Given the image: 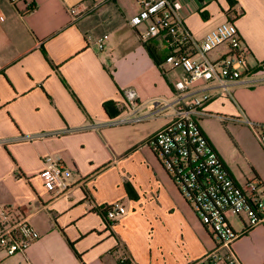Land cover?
I'll use <instances>...</instances> for the list:
<instances>
[{"label":"crops","instance_id":"obj_1","mask_svg":"<svg viewBox=\"0 0 264 264\" xmlns=\"http://www.w3.org/2000/svg\"><path fill=\"white\" fill-rule=\"evenodd\" d=\"M205 1L201 8L197 0L185 4L184 28L192 42L232 20L250 50L245 76L252 82L231 85L228 92L215 79L196 89L210 96L199 125L230 175L243 183L252 175L239 173L214 138L217 124H238L252 135L248 146L264 161V150L242 122L264 124V0ZM140 2L0 0V209L19 205L39 233L21 253L26 258L50 233L74 245L55 255L56 264H118L121 256L128 264H198L214 245L147 143L172 117V107L160 106L176 99L174 82L184 72L164 64L163 74L144 46L145 26L129 24ZM94 3L95 9L85 11ZM73 6L80 11L75 18L69 12ZM174 39L153 38L158 47L171 46ZM226 52L222 44L208 57ZM126 87L137 93L139 114L157 113L107 125L103 102L125 105ZM46 155L75 170L74 185L64 195L41 189ZM251 164L253 176L264 183L258 164ZM114 201L126 212L108 222L102 207ZM232 226L242 231L244 222ZM234 251L240 264H264V219L238 236Z\"/></svg>","mask_w":264,"mask_h":264},{"label":"built area","instance_id":"obj_2","mask_svg":"<svg viewBox=\"0 0 264 264\" xmlns=\"http://www.w3.org/2000/svg\"><path fill=\"white\" fill-rule=\"evenodd\" d=\"M186 1L141 0L139 10L129 18L131 26H145L141 34L144 41L159 35L174 36L171 46H168L172 51L165 64L181 68L184 72V76L174 82L178 91L176 99L160 106L162 110L172 107L173 115L149 138V145L161 154L162 166L214 240L213 247L198 264H240L234 242L242 232L264 219V183L256 176L239 183L230 175L199 125V121L208 115L205 106L210 96L198 93L196 89L215 79L228 92L231 85L252 82L245 76L246 57L250 50L232 20H225L210 29L199 43L192 42L184 28ZM197 2L201 8L206 1ZM96 6L94 3L85 7V11H92ZM69 12L73 18L80 14L74 6L69 8ZM189 42L193 44V53H181L180 46ZM96 44L102 49L103 39H98ZM222 44L227 46V52L210 59L209 52ZM122 94L126 111L106 121L107 125L140 122L157 113H138L137 93L133 88H124ZM242 122L249 126L264 150V124L247 118ZM74 174V168L62 158L53 155L43 157L39 176L51 195L66 194L74 185ZM102 210L108 222L115 221L126 212L120 201L106 204ZM231 216L244 222L242 231L234 229L229 219ZM38 237L39 233L19 205H6L0 209V251L7 255L23 253ZM128 261V257L121 256L118 264H128Z\"/></svg>","mask_w":264,"mask_h":264},{"label":"rangeland","instance_id":"obj_3","mask_svg":"<svg viewBox=\"0 0 264 264\" xmlns=\"http://www.w3.org/2000/svg\"><path fill=\"white\" fill-rule=\"evenodd\" d=\"M251 138L252 135L246 129L231 121H224L216 125L214 140L219 149L227 157L229 163L235 167L239 173L245 176H253L254 170L251 163H256V165L258 164L257 167H259L261 173L264 175V161L259 159V155L255 156L251 147L248 146ZM157 155L158 158L161 159V154L158 153ZM40 182L41 189L46 191L42 180H40ZM229 219L232 223L236 220L239 222V218L234 216H231ZM30 248L28 253L26 252L27 258L21 253L7 255L5 252L0 251V258H2L0 264H56L57 259L55 255L64 250V248L67 250H74V245L72 242H68L66 238L61 236L58 237L56 234L50 233L38 247H35L33 250Z\"/></svg>","mask_w":264,"mask_h":264},{"label":"trees","instance_id":"obj_4","mask_svg":"<svg viewBox=\"0 0 264 264\" xmlns=\"http://www.w3.org/2000/svg\"><path fill=\"white\" fill-rule=\"evenodd\" d=\"M32 7L33 4L29 8ZM202 16L205 17L203 13ZM144 46L146 47L155 65L160 68L163 74H165L164 64L166 63L167 55L172 51V49L169 48L168 45H166L165 47H158L156 42L153 40V38L144 41ZM180 52L184 54L193 53V44L189 42L183 46H180ZM102 106L110 119L117 117L125 109V105L123 104L117 105L113 100H107L103 102ZM149 141L150 139L147 140L148 144ZM101 212L104 215V218L106 219L105 211L102 210Z\"/></svg>","mask_w":264,"mask_h":264}]
</instances>
